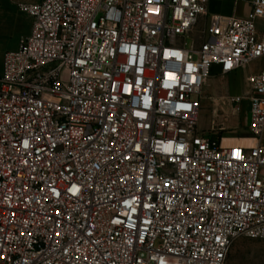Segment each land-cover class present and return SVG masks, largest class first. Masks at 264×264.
<instances>
[{
	"label": "built area",
	"instance_id": "1",
	"mask_svg": "<svg viewBox=\"0 0 264 264\" xmlns=\"http://www.w3.org/2000/svg\"><path fill=\"white\" fill-rule=\"evenodd\" d=\"M244 1L18 4L32 24L0 73V264H224L264 240V66L246 78L254 146L199 127L212 70L264 60V0Z\"/></svg>",
	"mask_w": 264,
	"mask_h": 264
},
{
	"label": "rangeland",
	"instance_id": "2",
	"mask_svg": "<svg viewBox=\"0 0 264 264\" xmlns=\"http://www.w3.org/2000/svg\"><path fill=\"white\" fill-rule=\"evenodd\" d=\"M238 2L239 13L243 16L248 15L251 11L249 4L244 0ZM207 6L211 15L225 13L233 7V4L231 0H208ZM2 8L3 2L0 0V22L5 20L6 16ZM208 23L209 18H200L194 34L198 41H201L203 37L200 32H203L204 37H207L209 32ZM23 28H25V18L22 14H19L15 18L14 31L10 34H0V49L12 47ZM187 43L190 44V40ZM10 50L15 49H7L6 51ZM262 66H264V60H259L242 68L235 74L225 77L217 75L218 70L216 69L211 72L203 90L199 127L206 130L216 140H223V145H232L234 142L240 146H254L256 144V140L249 131L251 114L249 112V102L246 99L249 95L246 78ZM235 96L245 98L240 104L241 110L239 112H235L234 107L231 106L230 100ZM259 139L264 144V134ZM224 264H264V240L248 237L236 239L230 247Z\"/></svg>",
	"mask_w": 264,
	"mask_h": 264
},
{
	"label": "crops",
	"instance_id": "3",
	"mask_svg": "<svg viewBox=\"0 0 264 264\" xmlns=\"http://www.w3.org/2000/svg\"><path fill=\"white\" fill-rule=\"evenodd\" d=\"M39 0H2L3 2V13L6 15L5 20L0 22V34L6 33L10 34L14 31L15 29V18L19 15L22 14L23 17L25 18V28H23L22 32L19 33L17 36L16 41L10 48H4L0 49V73L2 70V57H3V52L6 51L7 49H16L18 47L19 41L22 37L28 35L31 30V24H32V19L30 16H28L25 13H22L18 9V4L20 2H27V3H33L37 2ZM233 7L229 8L225 13H218L224 16H243L239 13L238 11V1L237 0H231ZM231 3V2H230ZM207 5H208V0H207ZM217 70V69H216ZM232 145H237L236 142L232 143Z\"/></svg>",
	"mask_w": 264,
	"mask_h": 264
},
{
	"label": "bare ground",
	"instance_id": "4",
	"mask_svg": "<svg viewBox=\"0 0 264 264\" xmlns=\"http://www.w3.org/2000/svg\"><path fill=\"white\" fill-rule=\"evenodd\" d=\"M255 139V138H254ZM256 140V139H255ZM222 144H223V140H222ZM224 146H228V145H224ZM247 147H251V146H247Z\"/></svg>",
	"mask_w": 264,
	"mask_h": 264
}]
</instances>
